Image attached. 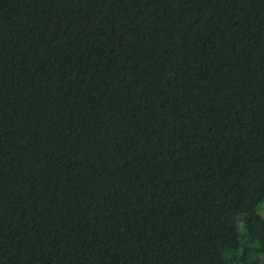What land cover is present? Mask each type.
Instances as JSON below:
<instances>
[{"label":"trees","instance_id":"16d2710c","mask_svg":"<svg viewBox=\"0 0 264 264\" xmlns=\"http://www.w3.org/2000/svg\"><path fill=\"white\" fill-rule=\"evenodd\" d=\"M264 0H0V264H264Z\"/></svg>","mask_w":264,"mask_h":264},{"label":"rangeland","instance_id":"374dc122","mask_svg":"<svg viewBox=\"0 0 264 264\" xmlns=\"http://www.w3.org/2000/svg\"><path fill=\"white\" fill-rule=\"evenodd\" d=\"M263 208H264V204L261 206V209H260L261 212L263 211Z\"/></svg>","mask_w":264,"mask_h":264}]
</instances>
